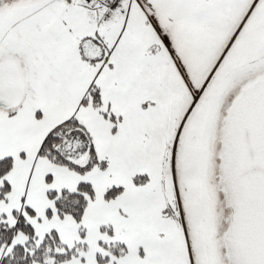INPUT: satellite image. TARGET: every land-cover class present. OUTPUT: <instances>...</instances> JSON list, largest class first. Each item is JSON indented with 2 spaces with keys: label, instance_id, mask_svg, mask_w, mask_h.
I'll list each match as a JSON object with an SVG mask.
<instances>
[{
  "label": "snow or ice",
  "instance_id": "6c2138e0",
  "mask_svg": "<svg viewBox=\"0 0 264 264\" xmlns=\"http://www.w3.org/2000/svg\"><path fill=\"white\" fill-rule=\"evenodd\" d=\"M0 264H264V0H0Z\"/></svg>",
  "mask_w": 264,
  "mask_h": 264
}]
</instances>
